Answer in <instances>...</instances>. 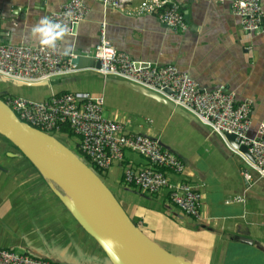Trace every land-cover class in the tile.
Wrapping results in <instances>:
<instances>
[{"label":"crops","instance_id":"0c3cea01","mask_svg":"<svg viewBox=\"0 0 264 264\" xmlns=\"http://www.w3.org/2000/svg\"><path fill=\"white\" fill-rule=\"evenodd\" d=\"M67 1L0 0V31L4 42L35 44L30 35L32 26ZM140 1L130 0L129 6L134 7ZM173 1L180 5L188 23L185 30L172 31L154 13L127 14L113 8L104 9L97 1H88L89 14L78 24L76 34H66L59 42L66 51L92 50L98 40L99 23L105 20L107 37L117 50L131 58L159 65L174 64L201 86L214 89L223 85L227 91L234 92L237 101L251 98L249 134H254L264 119V31L243 30L239 17L230 11V0ZM262 10L264 23V1ZM83 70L93 71L90 68ZM63 77L51 81L50 91H67L72 81L65 83ZM97 77L103 80L104 87L112 81L98 74ZM124 97L116 91L114 101L118 99L121 104H126L129 96ZM146 97L142 102H134V108L111 106L114 109L109 118L133 124L136 118L132 114L144 115L146 125H137L150 130L152 136L159 138L182 160L183 172L165 169V173L171 181L185 180L201 193L202 217L197 221L184 214L170 201L166 189L158 193L134 190L140 194L137 198L123 194L118 199L125 211L136 218L139 226H145L147 234L157 242L163 243L161 232L171 234L172 227H179L176 235L172 233L175 236L174 254L194 264H226L224 257L231 261L229 264H237L236 260L247 250V244L250 247L246 255L257 254L260 259L255 261L264 264V236L258 233L259 226L264 225V179L259 178L220 136L193 114L183 109L172 110L163 102ZM145 101L153 108L148 109ZM128 112L132 117L125 118ZM126 164L145 167L148 161L137 152L125 149L123 160L114 163L105 173L108 180L119 183L124 190L126 186L130 187L123 181ZM21 167L22 171L11 174L12 178L16 175L18 178L11 182L9 189L18 192L0 196V248L75 263L65 260L68 250L78 239L85 243L83 234L89 235L70 212L67 211L70 215L67 217L61 209L60 216L57 214V207L64 205L36 168L29 162H24ZM243 169L249 171V181L241 175ZM139 205L143 206L142 211L138 209ZM184 235L191 236L188 246H185L188 241ZM237 235L246 236L256 243L240 241L235 238ZM89 249L90 253L96 252L93 247ZM96 262L108 261L103 255L80 263Z\"/></svg>","mask_w":264,"mask_h":264},{"label":"built area","instance_id":"2783aa9c","mask_svg":"<svg viewBox=\"0 0 264 264\" xmlns=\"http://www.w3.org/2000/svg\"><path fill=\"white\" fill-rule=\"evenodd\" d=\"M88 1H97L104 9L113 8L127 14L154 13L174 32L188 28L180 5L173 0H141L134 7L129 6L130 0H68L58 10L49 12L47 17L64 24L68 29L66 34L73 36L78 24L89 14ZM263 1L230 0V11L239 17L243 30L255 33L264 31ZM89 55L94 62H99V66L87 68L103 78L110 76L133 82L193 114L220 136L259 178L264 179V119L250 135L251 98L237 101L234 92L227 91L223 85L214 89L201 86L174 64L159 65L131 58L117 50L107 37L105 20L99 23L98 40ZM74 56L73 52L63 50L59 41L54 48L41 47L37 42L12 44L4 42L0 31V77L8 80L30 85L44 82L51 89L53 79L80 70L72 62ZM3 101L21 121L45 132L62 133L63 126H68L77 137L78 150L99 170L107 172L114 163L121 162L125 149L137 152L147 159L148 165L137 167L126 164L123 167L124 183L145 193H158L166 189L170 201L184 214L197 221L201 219V193L185 180L171 181L165 173V169L183 172L182 160L159 138L132 130L127 123L104 116L103 95L51 90L49 97L44 99L6 95ZM227 134H234V142L246 146L249 157L239 147L229 143ZM241 175L247 181L251 178L247 169H243ZM0 264L62 263L0 248Z\"/></svg>","mask_w":264,"mask_h":264},{"label":"water","instance_id":"95a60500","mask_svg":"<svg viewBox=\"0 0 264 264\" xmlns=\"http://www.w3.org/2000/svg\"><path fill=\"white\" fill-rule=\"evenodd\" d=\"M69 51L75 55L72 62L77 68L99 66V62H94L90 57V49ZM106 79L153 97L172 110H182L160 94L133 82L110 76ZM0 80L8 79L0 77ZM46 84L42 82L36 85ZM0 135L9 140L48 181L55 196L104 252L107 264H194L183 256L168 251L148 236L130 218L102 177L83 158L56 136L21 121L1 98ZM234 137V134L226 135L231 145L239 147L249 157L246 146L234 142ZM235 238L256 243L246 236L237 235Z\"/></svg>","mask_w":264,"mask_h":264},{"label":"rangeland","instance_id":"374dc122","mask_svg":"<svg viewBox=\"0 0 264 264\" xmlns=\"http://www.w3.org/2000/svg\"><path fill=\"white\" fill-rule=\"evenodd\" d=\"M99 75V74H98ZM65 77H63V80L65 83L72 81V84H68L69 88H67V91H71V92H88L91 95L92 94H101L103 95L104 98V104H103V114L107 117H109V114L112 112V110L114 109V107L112 108L111 106H115V107H122V109H130V108H134V104L138 101H143L144 98H147L146 95H143L141 93L138 92H134L131 91L130 89H126V87H123L121 84L119 83H115L114 81H108L106 85V87H104V82L101 78L97 77V74L93 71H89V70H79L73 74L70 75H64ZM103 78V77H102ZM52 86V85H51ZM50 85L46 84V85H25V84H15L13 81L11 80H6V81H1L0 80V97H4L6 95H20V96H24L30 99H44L46 97H49L50 95V89H49ZM118 92V94H121L122 97L125 99L124 96H129V102H126V104H121L118 99L114 101V96H115V92ZM118 96V95H117ZM131 100V101H130ZM132 102V103H131ZM135 102V103H134ZM152 102V101H149ZM145 105L147 106V108H153V105H151V103H146V101L144 102ZM123 111L120 110V113H122ZM133 117L136 118L135 122H133V124H128V127L132 130H136V131H140L143 132L138 126L137 124H141V125H146V122L144 120V115L142 114H132ZM127 116H131V113L128 112L126 114V116H124L125 118H127ZM146 116V115H145ZM123 122H126L125 120H122ZM143 128V127H141ZM144 129V128H143ZM50 134L56 136L60 141H62L65 145H67L68 147H70L74 152H76L81 158H83L82 154L78 151L77 146L74 147L73 144V138L68 137V135L61 133V132H57V131H50ZM148 135L152 136V132H150V130L148 129H144V132ZM8 141H6L4 138H2L0 136V196L2 195H6L7 193H17L18 191H16L15 189H13L12 191H10V187H11V182H13L14 180H16V178H18V176L16 175L14 178L11 177V174L14 173L16 171H22L23 167H21V165L24 162H29L26 158L24 159L23 155L19 152V150L14 146V145H7ZM134 155H137L135 153H133ZM102 179L104 180V182L109 186V188L111 189V191L113 192V194L115 195V197L118 199L121 198V196L123 194H128L131 195L135 198H137L138 194L136 191H138V189H132L130 187H125L121 188L119 183H116L115 181H110L108 180V177L103 176ZM21 190V189H20ZM24 191V189H22ZM136 190V191H134ZM127 191V192H126ZM118 199V200H119ZM120 201V200H119ZM63 208V209H62ZM63 210V214L65 215V217L70 216L69 213H67V209L62 205H59L57 207V214L60 216L59 210ZM139 210H143V206L139 205L138 206ZM66 210V211H65ZM130 216V214H128ZM73 218V217H72ZM130 218L133 221H136V218L134 216H130ZM74 227V225H73ZM141 229L147 234L148 230L146 229V227H142L140 226ZM179 228V227H178ZM178 228L176 229V227H172V233L174 235H176L178 233ZM258 233L264 236V225L263 226H259L258 228ZM163 234L161 232V235H163V243L162 242H158L162 247L166 248L168 251L174 253L176 247L174 245V241H175V236L173 234ZM86 241H84L85 243H83L80 239L76 240V244L73 245V247L71 249L68 250L67 252V256H65V260L68 261H74L75 263H80L81 260H92L93 258L97 259L98 257H102L103 254L101 252V249L98 248L97 244L86 234H83ZM148 235V234H147ZM171 235V236H170ZM149 236V235H148ZM185 236V235H184ZM158 237V236H157ZM185 238L187 239L188 243L185 246H188L191 244V236H185ZM88 246H86V245ZM165 245V246H164ZM90 247H93L95 249V253H90ZM247 247L249 248L250 246L247 244ZM247 248L246 251H248L249 249ZM218 251V249H217ZM216 251V252H217ZM246 251L243 252V254H241L237 260L236 263L237 264H258L255 259H260L259 257H257L256 255H253L251 257L246 255ZM215 252V253H216ZM258 253V252H257ZM217 256V254L215 255V257ZM214 257V258H215ZM224 261L226 264L231 263V261L227 260V257H224Z\"/></svg>","mask_w":264,"mask_h":264},{"label":"clouds","instance_id":"9594fccd","mask_svg":"<svg viewBox=\"0 0 264 264\" xmlns=\"http://www.w3.org/2000/svg\"><path fill=\"white\" fill-rule=\"evenodd\" d=\"M67 31L64 24L52 21L48 17H42L37 24L32 26L30 35L41 47L54 48L57 41L63 40Z\"/></svg>","mask_w":264,"mask_h":264},{"label":"trees","instance_id":"16d2710c","mask_svg":"<svg viewBox=\"0 0 264 264\" xmlns=\"http://www.w3.org/2000/svg\"><path fill=\"white\" fill-rule=\"evenodd\" d=\"M2 100H5V98L4 97H0ZM62 133H64V134H66V135H68V137H70V138H73V142H74V144H73V146L74 147H76V145H77V137L73 134V132L69 129V127L68 126H63V128H62ZM1 136V135H0ZM2 138H4L3 136H1ZM6 141H8V144L9 145H13L9 140H7L6 138H4ZM79 151V150H78ZM80 152V151H79ZM81 153V152H80ZM82 156H83V160L85 161V162H87V164L88 165H90L96 172H97V174L100 176V177H103V176H105V171H103V170H99L98 168H96L91 162H90V160L88 159V157L87 156H85V155H83L82 154ZM23 157L24 158H26L24 155H23ZM27 159V158H26ZM28 160V159H27ZM29 161V160H28ZM106 177V176H105ZM131 187H133V186H131ZM134 223H136L137 224V221H134ZM141 228V227H140ZM101 252H102V254L105 256V254H104V252L101 250ZM87 262H89V261H87ZM108 263V262H107ZM107 263H97L96 262V264H107Z\"/></svg>","mask_w":264,"mask_h":264},{"label":"bare ground","instance_id":"6f19581e","mask_svg":"<svg viewBox=\"0 0 264 264\" xmlns=\"http://www.w3.org/2000/svg\"><path fill=\"white\" fill-rule=\"evenodd\" d=\"M183 109V108H182ZM183 110H185V109H183Z\"/></svg>","mask_w":264,"mask_h":264}]
</instances>
